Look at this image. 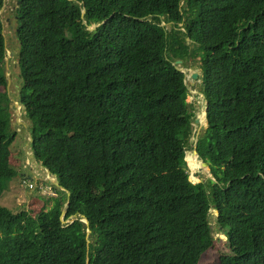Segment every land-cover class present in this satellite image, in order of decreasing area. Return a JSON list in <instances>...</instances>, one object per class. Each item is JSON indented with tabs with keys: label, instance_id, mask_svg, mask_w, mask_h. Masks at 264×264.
Instances as JSON below:
<instances>
[{
	"label": "trees",
	"instance_id": "1",
	"mask_svg": "<svg viewBox=\"0 0 264 264\" xmlns=\"http://www.w3.org/2000/svg\"><path fill=\"white\" fill-rule=\"evenodd\" d=\"M13 18L14 96L0 13V196L14 100L58 184L36 213L0 205V264H199L212 209L221 264H264V0H17ZM192 66L211 182L187 166Z\"/></svg>",
	"mask_w": 264,
	"mask_h": 264
},
{
	"label": "rangeland",
	"instance_id": "2",
	"mask_svg": "<svg viewBox=\"0 0 264 264\" xmlns=\"http://www.w3.org/2000/svg\"><path fill=\"white\" fill-rule=\"evenodd\" d=\"M17 0H6L5 5L1 11V16L4 20L7 56L5 58L6 66L12 78V87L10 83V91L14 96L15 87L19 84L20 78L18 76V68H15V61L19 48V41L15 35V28L17 26L16 20L13 18V10L16 6ZM187 72L188 82H193L189 89L187 97L188 102L194 105L195 119L198 124L194 123L196 136L191 138L190 144L187 148V166L189 170L190 180L192 182L205 181L211 182L214 180L212 173L209 170V165L198 160L197 156L193 154L195 148V141L201 129L207 126V115L205 113V120H202L203 112H206V101L204 94L201 91V78L198 75L197 79L191 77V72L200 69L196 66L184 69ZM191 84V83H190ZM18 102L17 100H15ZM19 103V102H18ZM12 115V128L16 130V137L11 145L12 158L11 162L17 169V174L7 182L6 189L0 196V205L6 206L14 211L29 210L34 213L46 207V200L49 196H55L56 191L51 184L56 182V178L52 176L41 165H35L29 154L33 153L30 145L31 134L28 128V118L25 116V109L22 105H15ZM23 115V117H22ZM13 132V131H12ZM26 174V175H24ZM24 176V177H23ZM50 205V203H48ZM215 210H211V223L214 228L215 241L213 245L201 256L199 264H221L220 257L223 253L230 251L227 238L225 234L217 229Z\"/></svg>",
	"mask_w": 264,
	"mask_h": 264
},
{
	"label": "water",
	"instance_id": "3",
	"mask_svg": "<svg viewBox=\"0 0 264 264\" xmlns=\"http://www.w3.org/2000/svg\"><path fill=\"white\" fill-rule=\"evenodd\" d=\"M83 12H84V10H83ZM0 13H1V11H0ZM90 28L91 29H93V28H95L94 26H90ZM177 63H181V60H178L177 61ZM8 65H7V71H8ZM181 70L186 74V76H187V72L183 69V68H181ZM11 74H9L8 72H7V76H8V87H9V84H10V76ZM198 75H199V72L198 71H193V72H191V77L193 78V79H197L198 78ZM186 85L188 86V89H190L191 88V85L193 84V82H188V80H187V78H186ZM201 88V87H200ZM14 104L15 105H18L19 103L18 102H16L15 100H14ZM206 112V115H207V107H206V110H205ZM196 121L198 122V120L196 119ZM196 142H197V140L195 141V148H194V152H196L197 154H198V158L200 159V160H202V162L203 163H205L204 162V160H203V158L199 155V153H198V151H197V149H196ZM29 156H30V158H31V160H32V162L35 164V165H39V163L37 162V160H36V158H35V155H34V153H30L29 154ZM207 164V163H206ZM209 167V166H208ZM209 170L211 171V169H210V167H209ZM49 172V171H48ZM211 173H212V171H211ZM212 177L214 178V180H215V177H214V175H213V173H212ZM56 184H58V181L56 180V182H55ZM66 209H67V206H65L64 207V209H63V211H62V214H61V217L65 214V212H66Z\"/></svg>",
	"mask_w": 264,
	"mask_h": 264
}]
</instances>
